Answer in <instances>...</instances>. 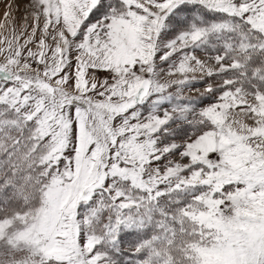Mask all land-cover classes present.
Wrapping results in <instances>:
<instances>
[{"label":"snow or ice","instance_id":"snow-or-ice-1","mask_svg":"<svg viewBox=\"0 0 264 264\" xmlns=\"http://www.w3.org/2000/svg\"><path fill=\"white\" fill-rule=\"evenodd\" d=\"M32 8L0 38V264H264V0Z\"/></svg>","mask_w":264,"mask_h":264},{"label":"rangeland","instance_id":"rangeland-1","mask_svg":"<svg viewBox=\"0 0 264 264\" xmlns=\"http://www.w3.org/2000/svg\"><path fill=\"white\" fill-rule=\"evenodd\" d=\"M8 5H11V15L8 17V19H5V14L9 11V8L7 7ZM34 11V9L32 8V0H0V38H2L3 36H10L11 34V30L14 28L16 33L19 34L20 39H19V43L23 44L24 40L27 39V37L29 35H31L32 32V27H33V17H32V12ZM41 26L43 24V20H41ZM41 33L39 31H37L35 40L38 41L40 38ZM48 43H54L53 41H51L50 39L48 40ZM28 48H30L33 51H37V47L35 45V43L28 45ZM28 48L25 49V54L28 50ZM201 58L203 57V54H201ZM4 60V56L0 55V63H2ZM36 65L33 64V67H35ZM165 72L162 73V77L164 78H175V77H167V66L165 65ZM106 75V73L103 72H98L97 76L98 78H103ZM198 78H199V74ZM207 79V78H204ZM199 91L196 90V88L190 89V90H185L184 91V96L185 97H192V98H197L199 96V92L203 91V86L199 85ZM170 91H175V89H170ZM209 101L205 100L203 101L202 104H200L199 106H203L204 104L208 103ZM164 107H169L168 105H164ZM145 108H147V105H145ZM239 111V110H237ZM240 119H245V117L240 116L238 117ZM246 122H250L247 121ZM182 125H186V124H173L172 128L174 130L178 129V127L182 126ZM187 125L184 129V132L187 130ZM184 132L182 134L181 137H176L177 142H180L182 137L184 136ZM173 159L175 160H179V157H174Z\"/></svg>","mask_w":264,"mask_h":264},{"label":"trees","instance_id":"trees-1","mask_svg":"<svg viewBox=\"0 0 264 264\" xmlns=\"http://www.w3.org/2000/svg\"><path fill=\"white\" fill-rule=\"evenodd\" d=\"M185 127H186V125H182V126L178 127V129L175 130V132L177 133L176 137L182 136ZM128 245H129L128 239H125L124 243H122V245H121L122 255H121L120 259L124 260L125 262H126L127 258L129 257L130 251H131V249Z\"/></svg>","mask_w":264,"mask_h":264}]
</instances>
